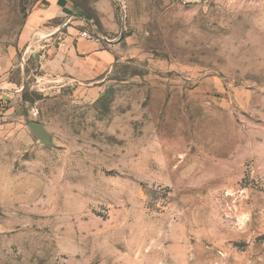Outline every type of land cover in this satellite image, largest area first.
<instances>
[{
    "label": "rangeland",
    "instance_id": "374dc122",
    "mask_svg": "<svg viewBox=\"0 0 264 264\" xmlns=\"http://www.w3.org/2000/svg\"><path fill=\"white\" fill-rule=\"evenodd\" d=\"M0 78V264H264V0H0Z\"/></svg>",
    "mask_w": 264,
    "mask_h": 264
},
{
    "label": "crops",
    "instance_id": "0c3cea01",
    "mask_svg": "<svg viewBox=\"0 0 264 264\" xmlns=\"http://www.w3.org/2000/svg\"><path fill=\"white\" fill-rule=\"evenodd\" d=\"M14 85L6 79L0 78V99L9 98L14 94Z\"/></svg>",
    "mask_w": 264,
    "mask_h": 264
},
{
    "label": "water",
    "instance_id": "95a60500",
    "mask_svg": "<svg viewBox=\"0 0 264 264\" xmlns=\"http://www.w3.org/2000/svg\"><path fill=\"white\" fill-rule=\"evenodd\" d=\"M31 128L33 129L34 132L38 133L41 138L44 137V128L41 124L39 123H31L30 124Z\"/></svg>",
    "mask_w": 264,
    "mask_h": 264
},
{
    "label": "built area",
    "instance_id": "2783aa9c",
    "mask_svg": "<svg viewBox=\"0 0 264 264\" xmlns=\"http://www.w3.org/2000/svg\"><path fill=\"white\" fill-rule=\"evenodd\" d=\"M83 37H85V38L88 39V40H92V41L95 42V43H99V42H100L99 39H96L95 37L93 38L92 35H90V34L87 33V32H85V33L83 34Z\"/></svg>",
    "mask_w": 264,
    "mask_h": 264
}]
</instances>
